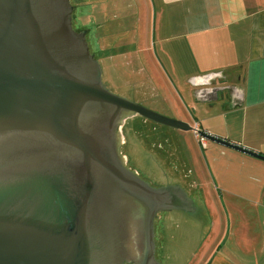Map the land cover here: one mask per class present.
I'll use <instances>...</instances> for the list:
<instances>
[{"label":"water","instance_id":"water-1","mask_svg":"<svg viewBox=\"0 0 264 264\" xmlns=\"http://www.w3.org/2000/svg\"><path fill=\"white\" fill-rule=\"evenodd\" d=\"M73 8L71 0H0V264H137L159 213H198L181 187L153 188L128 169L90 112L106 104L122 114L121 127L142 117L195 128L108 91L86 32L80 39L73 29ZM225 82L218 73L189 80L196 98L233 88Z\"/></svg>","mask_w":264,"mask_h":264},{"label":"crops","instance_id":"crops-1","mask_svg":"<svg viewBox=\"0 0 264 264\" xmlns=\"http://www.w3.org/2000/svg\"><path fill=\"white\" fill-rule=\"evenodd\" d=\"M102 1L101 15L95 9L90 14L93 28L88 35L100 48L102 40L118 47L120 37L108 32L130 29L132 16L129 10L111 8L112 0ZM87 3L97 7L96 0ZM139 5L143 14L145 8H153V15L151 19L148 11L137 19L135 54L140 59L141 51L151 50L147 48L150 20L156 60L165 69L163 73L171 76L172 91L178 82L184 93H179L177 101L174 98L184 108L171 110V117L264 156V0H140ZM102 28L107 37L101 34ZM214 73L226 80L220 87L233 88L196 98L197 89L189 80ZM201 143L212 181L205 188L212 187L225 208L234 212L235 228L233 241L229 240V225L219 247L204 249L186 264H264V161L209 141ZM199 198L204 207L210 202V196L201 191ZM178 217L173 216L176 221Z\"/></svg>","mask_w":264,"mask_h":264},{"label":"rangeland","instance_id":"rangeland-1","mask_svg":"<svg viewBox=\"0 0 264 264\" xmlns=\"http://www.w3.org/2000/svg\"><path fill=\"white\" fill-rule=\"evenodd\" d=\"M87 1L90 0H71L74 7L73 20L76 21L74 30L77 32L93 28L89 19L90 14L95 9L97 16H100L104 9L102 0H96V8H92L93 4H88ZM139 1L112 0L111 2V8L114 5L117 9L129 10L132 16L128 24L130 29L117 28L115 32H108L112 36L120 37L118 47H110L106 41L102 40L100 48L97 42L96 45L93 44L89 35L87 42L89 40L90 52L101 66L104 86L110 92L162 116L174 119L171 117V110L182 111L184 108L181 104H175L174 101L178 100V96H184V93L178 82L174 84L172 91L171 76L168 77L166 73H163L162 70L165 69L156 60L158 58L151 46L154 23L150 20L147 22V48L149 46L151 50L140 52V59L143 58L145 62L135 54L137 19L141 16L145 17L148 11H150L151 19L153 15V8H145L143 14V11L139 10L142 5L137 7ZM108 5L106 2V6ZM102 25H105L104 21ZM104 33L105 30L102 28L101 34L107 37ZM115 42L117 43L118 40ZM119 139L122 144V156L124 162L128 164V169L136 172L154 188L181 187L193 199L194 204H197L195 206L199 210V214L192 216L178 211L158 214L155 221V233L157 258L160 264L190 263V260L198 257L204 249L206 251L216 249L229 225L232 232L229 240L233 241L236 217L234 212L225 208L224 200L217 198L212 187L211 190L205 188L206 185L209 187V182L212 185V181L205 166L201 140L197 141L192 131L174 130L146 121L142 117H134L128 119L122 129L119 128ZM200 191L203 195L210 196V202H205V207L200 203L201 199H198ZM171 214L180 217L176 221ZM254 239L260 238L254 236Z\"/></svg>","mask_w":264,"mask_h":264},{"label":"flooded vegetation","instance_id":"flooded-vegetation-1","mask_svg":"<svg viewBox=\"0 0 264 264\" xmlns=\"http://www.w3.org/2000/svg\"><path fill=\"white\" fill-rule=\"evenodd\" d=\"M73 18H74V10H73V14H72V26L74 29L76 21H75V19L73 20ZM74 31L78 34L80 39H82L83 34L86 32V40H87V38H88V31L87 30H82L80 32H77L76 30H74ZM88 42H89V40H88ZM89 49H90V45H89ZM92 106L93 107L91 109L90 114H92V117L94 119H96V122H98V125L100 126V128L103 129V133L105 134V137H107L111 141V142L109 141L111 146L113 148L117 147L118 153L122 156V150H121L122 144H120L121 142H119V144H118V141H120V139H119V128L121 127V121L123 119L122 114L120 112H118L116 107H114L112 105H106V104L103 105V104L96 103V104H93ZM122 127H121V129H122ZM126 167L128 168L127 162H126ZM137 176L141 180H143L138 174H137ZM144 182H146V181H144ZM162 187H159V188H162ZM147 218L148 217L146 216L145 223L147 222ZM155 221H156V219L154 220V224H153L154 225L153 226L154 227V235H153L154 236V241H153L154 243L151 240L149 241L150 236H149V234L146 233L147 234V235H145L146 240H145V244L143 246L144 250L142 252V255H140V257H139L137 264H153V262H154L152 260V251H153V249H155V254L157 252ZM144 225L147 226V224H144ZM126 264H136V263L134 261H128Z\"/></svg>","mask_w":264,"mask_h":264},{"label":"built area","instance_id":"built-area-1","mask_svg":"<svg viewBox=\"0 0 264 264\" xmlns=\"http://www.w3.org/2000/svg\"><path fill=\"white\" fill-rule=\"evenodd\" d=\"M194 134H195V136H196L197 138H199V139L201 140V142L204 141V140H202V139L199 137V134H198V128H197V127H195V132H194Z\"/></svg>","mask_w":264,"mask_h":264}]
</instances>
